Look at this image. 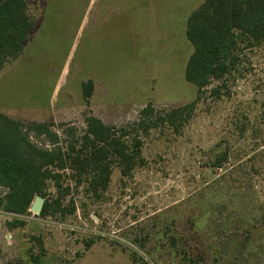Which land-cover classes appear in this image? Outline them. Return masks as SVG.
Returning <instances> with one entry per match:
<instances>
[{
  "label": "rangeland",
  "instance_id": "rangeland-1",
  "mask_svg": "<svg viewBox=\"0 0 264 264\" xmlns=\"http://www.w3.org/2000/svg\"><path fill=\"white\" fill-rule=\"evenodd\" d=\"M204 1L27 0L36 25L0 71V112L48 123L65 144L90 114L120 128L149 103L163 115L194 101L186 28ZM239 55L179 131H140L143 162L131 175L114 163L109 187L95 194L67 169L45 197L65 214L0 209V264H264V44Z\"/></svg>",
  "mask_w": 264,
  "mask_h": 264
},
{
  "label": "trees",
  "instance_id": "trees-1",
  "mask_svg": "<svg viewBox=\"0 0 264 264\" xmlns=\"http://www.w3.org/2000/svg\"><path fill=\"white\" fill-rule=\"evenodd\" d=\"M35 25L27 0H0V71L22 55ZM186 35L193 52L185 67V77L198 87V96L163 115H157L149 103L141 109L138 121L116 128L90 114L83 132L77 134L70 127L65 144H59L60 137L50 124L26 122L0 112V186L6 189L0 196V209L26 214L37 195L46 197L48 181L61 187L60 171L67 169L73 171L77 184L85 182L95 194L109 187L114 163L122 175H131L143 162L140 131L147 133L159 124L179 131L203 91L213 81H223L236 71L241 46L264 44V0H205L190 14ZM82 86L88 101L93 80ZM211 92L220 96V86ZM31 132L46 136L52 145L43 147L32 141ZM55 204L54 207L45 198L40 214L66 213L59 199Z\"/></svg>",
  "mask_w": 264,
  "mask_h": 264
},
{
  "label": "water",
  "instance_id": "water-1",
  "mask_svg": "<svg viewBox=\"0 0 264 264\" xmlns=\"http://www.w3.org/2000/svg\"><path fill=\"white\" fill-rule=\"evenodd\" d=\"M45 203V198L37 195L30 207V211L34 214H40Z\"/></svg>",
  "mask_w": 264,
  "mask_h": 264
},
{
  "label": "built area",
  "instance_id": "built-area-1",
  "mask_svg": "<svg viewBox=\"0 0 264 264\" xmlns=\"http://www.w3.org/2000/svg\"><path fill=\"white\" fill-rule=\"evenodd\" d=\"M6 238H9V236H5Z\"/></svg>",
  "mask_w": 264,
  "mask_h": 264
}]
</instances>
